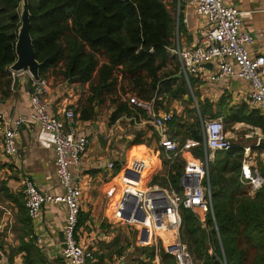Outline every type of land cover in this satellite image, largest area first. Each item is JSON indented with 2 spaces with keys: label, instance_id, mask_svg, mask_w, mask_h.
<instances>
[{
  "label": "trees",
  "instance_id": "16d2710c",
  "mask_svg": "<svg viewBox=\"0 0 264 264\" xmlns=\"http://www.w3.org/2000/svg\"><path fill=\"white\" fill-rule=\"evenodd\" d=\"M21 2L0 0L2 98L10 95L14 82L9 68L17 60L16 42L21 26L17 10ZM169 3L177 5V0H29L30 33L36 58L42 64L41 78L52 72L62 76L65 82L73 77L78 78L77 83L89 85V95L76 110L81 121L93 120L96 108L109 99L115 107L110 119L112 124L123 117L147 119L146 113L124 100V96L131 94L142 100L155 99L158 105L180 101L185 96L193 103L194 97L179 74L178 63L169 69L176 60L170 58L167 49L176 30ZM183 29L181 25L180 30ZM195 97L200 113L210 118L223 117L226 130L236 123H245L264 133V115L249 108L247 103L229 108L227 99L222 97L214 113L212 103H202L197 94ZM177 120L174 117L170 125ZM188 127L190 134L184 138H179L183 127L170 137L179 139L182 145L188 138L202 143L203 136L197 131L196 123ZM142 142L134 140V144ZM244 151L238 147L216 154L217 161L210 174L213 207L207 213L206 226L194 212L183 211L182 239L203 264H215V256L208 253L209 244L222 256L215 225L228 264H264V185L251 195L249 187L241 181ZM192 152L200 158L203 146L194 147ZM167 167L168 179L162 184L168 183L180 191L184 162L177 161ZM258 170L264 177V165ZM22 222L29 237L28 241L22 240L18 249L24 253L23 264H48L36 244L27 209ZM82 223L80 216L78 229ZM131 251L129 264H154L157 256L160 264H175L174 258L162 248L156 252L154 247L136 246Z\"/></svg>",
  "mask_w": 264,
  "mask_h": 264
},
{
  "label": "built area",
  "instance_id": "2783aa9c",
  "mask_svg": "<svg viewBox=\"0 0 264 264\" xmlns=\"http://www.w3.org/2000/svg\"><path fill=\"white\" fill-rule=\"evenodd\" d=\"M177 5L176 30L172 44L167 49L170 58L178 61L179 74L187 87L192 89V79L205 70L206 64H212V70H208L210 82L219 83L228 78L245 81L249 85L247 105L264 115V57L251 55L249 47L255 44L256 38L243 29L246 13L238 7L228 5L225 0H177ZM193 13L202 19V33L196 45H185L180 26L188 27L189 17ZM11 74L14 80L20 73L11 71ZM30 77V111L14 119L5 130V155L13 157L17 154L16 139L23 125L31 129L40 128L52 135L58 163L57 176L65 193L42 191L27 178L24 180L25 206L29 217L36 220L40 218L44 207L63 205V257L68 264H93L94 252L83 246L78 239L82 189L75 177L76 170L81 167L83 158L88 153L90 140L87 136L78 134L74 109H67L62 118L53 113L47 100L48 81L44 78L36 81L31 75ZM127 100L130 106L147 114L148 123L159 137L163 161L171 165L183 160L184 170L179 182L180 191H177L171 186L147 183V174L155 167L153 162L139 160L125 167L119 176L118 194L112 206L115 221L128 225L137 232L136 246L154 247L156 252L162 248L174 258L175 264H195L182 239V215L184 210H190L196 215L201 211L206 214L209 210L212 211L211 163L216 153L234 148L224 120L203 118L205 155L198 158L192 152L194 147L200 146L198 141L189 138L182 145L170 137L173 113L157 112L155 99L147 101L135 95H127ZM3 119L4 114L0 112V120ZM260 144L261 139L257 146ZM250 152L251 148L245 149L241 181L249 187L250 194L254 195L263 187L264 177L259 173ZM109 168L113 169L114 165L110 164ZM199 220L206 226L205 217H199ZM215 230L220 239L216 225ZM219 260L221 264H228L223 248ZM154 264H160L158 256Z\"/></svg>",
  "mask_w": 264,
  "mask_h": 264
},
{
  "label": "crops",
  "instance_id": "0c3cea01",
  "mask_svg": "<svg viewBox=\"0 0 264 264\" xmlns=\"http://www.w3.org/2000/svg\"><path fill=\"white\" fill-rule=\"evenodd\" d=\"M225 2L246 13L243 29L256 38L255 44L249 47L251 55L264 57V0H225ZM202 28V19L194 13L191 14L188 27L183 29V32L186 31L187 34L186 41L182 34L183 44L196 45L200 40ZM208 70H212V68L205 66V70L195 78L193 85V89L196 88V92H193L195 100V94H197L202 103L205 101L212 103L214 113L218 111L216 105L222 97L227 99L229 108L246 104L249 85L245 81L228 78L219 83L210 82ZM44 79L49 83L47 100L53 109V113L62 118L67 109L72 108L76 112L82 95L79 90L75 89V86L80 83L66 84L65 82L64 84L57 80L52 72ZM13 81L10 95L6 98L0 96V112L4 114V119L0 120V262L23 264L24 253L18 249L22 240H29L22 222L26 212L24 180L27 178L32 180L39 189L48 193L64 194L65 191L57 176L58 163L54 154L51 134L40 128L31 129L23 125L16 139L17 154L13 157L5 155L3 146L5 130L14 119L30 111L32 83L30 74L28 72L20 73ZM84 86L89 88L88 84ZM180 101H166L162 105H158L159 103L156 102L157 112H171L178 119L174 127L170 125V135L177 134L181 127H183L181 129L182 136L190 134L189 127L186 125L187 120L183 118V114L174 112V108L177 110L182 107ZM100 107L96 108V115L93 120L81 121L78 119L79 114L76 113L78 134L87 136L90 140L88 153L83 158L81 167L75 172L76 181L82 189V212L80 216L83 223L78 229V239L86 248L89 246L85 243V235H88V232L89 235H92L94 227L102 231L99 233V239L102 238L103 241L107 238L108 227L117 228V232L121 231L123 234L127 232V235L130 236V238L128 237L129 240L132 239L130 232L126 229L134 230L128 225L117 223L112 208L120 185L119 176L124 172L125 167L139 160L153 162L155 167L146 177L147 183L153 185H162V182L168 179L169 170L167 167L169 164L165 165L166 162L162 159L163 149L160 146L156 131L155 136L158 142L156 148L149 146L144 141L146 134L144 135L141 131L144 130L145 124L150 125L148 116L147 119L123 117L112 124L110 119L115 107L110 104L105 109ZM204 118H210V116L206 115ZM126 127L136 128L134 138L124 130ZM240 129L250 131L251 135L256 136V139L251 146L240 145L231 141L234 146L233 149L249 147L253 159L260 156L264 161L263 131L245 123H236L230 130L226 131L229 136L232 130L237 132ZM251 135L248 133L245 134V137L249 139L252 138ZM135 139L143 141L142 144H134ZM259 139H261V144L257 146ZM110 164L114 165L113 169L109 168ZM107 184L112 185L111 189L109 187L108 190ZM105 210L108 212L107 217L103 215ZM30 224L36 244L42 249L48 264H68L62 255L65 238V207L63 205L44 207L40 218L36 220L30 218ZM131 245L127 247L126 256H121L117 263L129 264L128 256L133 250L130 249ZM88 249L93 251L95 255V249ZM99 258L98 261L95 255L93 264H99L101 258H103L101 263H104L105 257L100 256Z\"/></svg>",
  "mask_w": 264,
  "mask_h": 264
},
{
  "label": "rangeland",
  "instance_id": "374dc122",
  "mask_svg": "<svg viewBox=\"0 0 264 264\" xmlns=\"http://www.w3.org/2000/svg\"><path fill=\"white\" fill-rule=\"evenodd\" d=\"M169 7L172 10V12H173V14L175 16V19H176L177 18L178 5H176V4L173 5V4L169 3ZM17 12L20 14L21 5L18 8ZM180 33H181V35L183 34V38L186 41L187 40L186 31L183 32V30H180ZM177 63H178V61L173 60V62H172L173 65L171 67H169V69L171 70L172 68H175L176 67L175 65ZM55 77L57 78V80H59V81H61L62 83L65 84V79L62 76L57 75ZM66 84H68V81L66 82ZM75 87H76L75 89L79 90L81 95H82V97L80 99L81 100L80 102L84 101L86 99V97L89 95L88 88H86V86H84V85L82 86L80 84H77ZM189 91H190V95L194 97V93L193 92H196V88L193 89V87H192V89H189ZM131 96H133V94H131ZM124 100L128 101L127 100V95L124 96ZM196 101H197V99L195 100V98H194L193 103H190L189 100H188V97H185L182 101H180L182 107L180 109H177V110H176V108H174V112L177 113V114H180V113L183 114V118L187 120V122H186L187 124L186 125H190L191 123L192 124L196 123L197 131L199 133L201 132V135L203 136L202 120H203V118L205 116L200 113L199 108H197L196 104H198V103ZM109 104L112 106L110 99L107 100L105 103L100 104L101 107L100 106L99 107L101 109H105V108L108 107ZM195 109L198 112H196ZM175 125L176 124L171 125V126L174 127ZM197 125H199V126H197ZM143 127H144V130L141 131V132L144 133V135L146 134V137L144 138V141L149 146H151L153 148H156L157 145H158V142H157V137L155 136L154 128L152 126L148 125V124H145ZM135 129H136L135 127L133 129L131 127H126L124 130L127 132L128 135H131L132 138H134V136H135L134 133H136ZM137 133H138V131H137ZM248 133H249V135H251L250 131L245 130V129H240L237 132H234L232 130V132L229 134V137H231L230 139H231L232 142L235 141L233 143H239L240 145L251 146V145L254 144V140L256 139V136L252 134L251 135L252 138L247 139L245 137V134H248ZM191 134H192V128H191ZM192 136L194 137V135H192ZM179 138L180 139L184 138V136H180ZM177 142H180V140L178 139ZM196 142H197V140H196ZM200 146H203V142L200 143ZM263 150H264V148H263ZM244 153H245V151H244ZM216 154H215L214 161L211 163V166H210V174H211L213 165L217 161ZM204 155H205V152H204V148H203V155L200 158H203ZM262 159L263 158H261L260 156L259 157H255V159H253L254 164L258 168H260L261 164L264 165V161ZM181 161L183 162V160H181ZM243 161H244V159H243ZM107 185H108V190H109V187L111 189L112 185H109V184H107ZM161 186H163V184ZM166 186H171V185H169L167 183ZM172 188L175 189L174 187H172ZM107 214H108V212H107V210H105L103 212V215H105V217H107L108 216ZM200 215H202V216H200ZM197 216H198V219H199V217H201V218L205 217V221H206L207 214L205 212L201 211V213L197 214ZM98 219H100V217H98ZM126 230H128L130 232L131 236H132L131 241L129 240L130 236L127 235V232L123 234L121 231L117 232V228L111 229L110 227H108V229H107V232H106L107 238L104 241L101 240L102 238L99 239V233L102 232V231L98 230L96 227L93 228L92 235H89L90 234L89 232H88V235H85V238H86V242L85 243L88 244V246H89L88 248L95 249V255H96L97 260L99 261V257L100 256H104L105 257L104 263L99 262V264H115V263L118 262V260H119V258L121 256L122 257L126 256L127 247H129L130 244L133 245V246L131 245L130 249L136 248L135 237L138 236L137 232L129 230V229H126ZM218 240H220L219 237H218ZM219 243H220L219 247H220V250L222 252L221 242L219 241ZM187 246H188L189 251H190V253H191V255H192L193 259H194L195 264H203V261L200 260L199 258H197V256L191 251L190 246L188 244H187ZM119 253H121V254H119ZM208 253H209V255L216 256L217 258L221 257V256L219 257L215 253L214 246L210 245V244H209Z\"/></svg>",
  "mask_w": 264,
  "mask_h": 264
},
{
  "label": "water",
  "instance_id": "95a60500",
  "mask_svg": "<svg viewBox=\"0 0 264 264\" xmlns=\"http://www.w3.org/2000/svg\"><path fill=\"white\" fill-rule=\"evenodd\" d=\"M21 26L18 31L16 42V62L9 68L15 73L28 72L34 80L41 79L40 68L41 63L36 58V52L33 44V39L30 33L31 14L29 9V0L21 2ZM206 67L212 68V64H206ZM78 81V78L70 77L68 83L72 84ZM215 264H221L219 258L213 257Z\"/></svg>",
  "mask_w": 264,
  "mask_h": 264
}]
</instances>
